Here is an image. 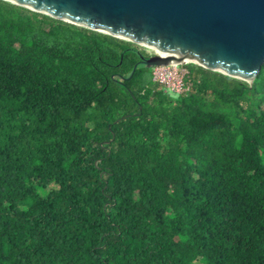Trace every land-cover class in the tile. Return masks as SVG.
Wrapping results in <instances>:
<instances>
[{"label":"trees","instance_id":"16d2710c","mask_svg":"<svg viewBox=\"0 0 264 264\" xmlns=\"http://www.w3.org/2000/svg\"><path fill=\"white\" fill-rule=\"evenodd\" d=\"M147 56L0 0V264H264V63L172 96Z\"/></svg>","mask_w":264,"mask_h":264},{"label":"water","instance_id":"95a60500","mask_svg":"<svg viewBox=\"0 0 264 264\" xmlns=\"http://www.w3.org/2000/svg\"><path fill=\"white\" fill-rule=\"evenodd\" d=\"M248 82L264 63V0H7ZM188 59V60H186Z\"/></svg>","mask_w":264,"mask_h":264},{"label":"rangeland","instance_id":"374dc122","mask_svg":"<svg viewBox=\"0 0 264 264\" xmlns=\"http://www.w3.org/2000/svg\"><path fill=\"white\" fill-rule=\"evenodd\" d=\"M134 44L137 45L140 49H144L148 54L151 53L152 49L150 47H148V46L145 47L143 45L141 46V45H138L136 43H134ZM188 63H192V62L184 61V62L178 63L177 65H168V64H166V65H153L152 69H151V73H152L151 79L158 83L157 84V89H162L163 92H167V93H169L172 96H176L178 94H187V93H189L190 92L189 90L191 89V87L189 89H187V90L182 91V92H181V90L177 91L176 89H174L172 87L171 83L162 80V76H163L162 74H159V73L157 74L156 73V69L157 68L163 69V70H169V69H172L174 66H179L181 68H186L187 69L186 64H188ZM261 107L264 108V101L261 103ZM54 186L55 185H52L51 187H54ZM50 188H41V187H39V190L42 193H46ZM21 207H23V206H21ZM167 212H168V214L175 215V211H173L171 209H169Z\"/></svg>","mask_w":264,"mask_h":264},{"label":"built area","instance_id":"2783aa9c","mask_svg":"<svg viewBox=\"0 0 264 264\" xmlns=\"http://www.w3.org/2000/svg\"><path fill=\"white\" fill-rule=\"evenodd\" d=\"M156 73L162 74V80L172 84V87L179 90H184L188 88V84L183 79L184 71L178 68H172L169 70L156 69Z\"/></svg>","mask_w":264,"mask_h":264},{"label":"bare ground","instance_id":"6f19581e","mask_svg":"<svg viewBox=\"0 0 264 264\" xmlns=\"http://www.w3.org/2000/svg\"><path fill=\"white\" fill-rule=\"evenodd\" d=\"M144 46V45H143ZM149 47V46H148ZM151 49L157 51L158 53L165 55L168 51H164L161 48L158 47H150ZM188 60V59H186ZM182 61H185L184 59H181L178 55H172L171 56V62L169 63V65H176Z\"/></svg>","mask_w":264,"mask_h":264},{"label":"clouds","instance_id":"9594fccd","mask_svg":"<svg viewBox=\"0 0 264 264\" xmlns=\"http://www.w3.org/2000/svg\"><path fill=\"white\" fill-rule=\"evenodd\" d=\"M138 45H140V44H138ZM142 46V45H141ZM146 47V46H145ZM151 53H152V50H151ZM150 53V54H151ZM149 54V55H150ZM182 62H184V61H182ZM187 62H191V61H187ZM193 63V62H192ZM163 65H166V64H163ZM168 65H169V63H168ZM177 65V64H176ZM173 68H178V69H182L183 71H184V73H183V79H184V81L186 82V84H188V88L187 89H189L190 87H191V82L188 80V79H186V75L188 74V69H186V68H181V67H179V66H174ZM212 70V69H211ZM253 80V79H252ZM251 80V81H252ZM248 82V81H247ZM249 83V82H248ZM187 89H184V90H187ZM184 90H181V92L182 91H184ZM180 91V90H179Z\"/></svg>","mask_w":264,"mask_h":264},{"label":"flooded vegetation","instance_id":"af4514ba","mask_svg":"<svg viewBox=\"0 0 264 264\" xmlns=\"http://www.w3.org/2000/svg\"><path fill=\"white\" fill-rule=\"evenodd\" d=\"M153 50V49H152Z\"/></svg>","mask_w":264,"mask_h":264}]
</instances>
